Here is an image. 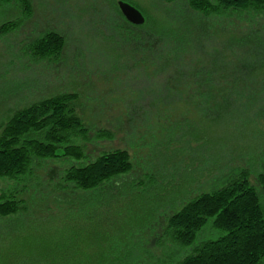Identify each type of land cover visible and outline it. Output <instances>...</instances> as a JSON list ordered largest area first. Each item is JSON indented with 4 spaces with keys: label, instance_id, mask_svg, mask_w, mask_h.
I'll return each instance as SVG.
<instances>
[{
    "label": "rangeland",
    "instance_id": "1",
    "mask_svg": "<svg viewBox=\"0 0 264 264\" xmlns=\"http://www.w3.org/2000/svg\"><path fill=\"white\" fill-rule=\"evenodd\" d=\"M28 1L25 12L31 11L30 16L18 0L0 4V26L10 21L20 24L16 31L0 35V124L43 99L76 95L74 114L88 129L83 142L87 156L37 162L27 187L0 182V193L12 191L24 201L18 215L0 218V264H176L194 247L219 238L221 232L209 223L194 246L187 248L171 239L168 220L187 202L223 187L242 170L260 188L264 107L258 111L257 124H261L244 131L245 137L221 144L219 148L230 153L219 155L215 145H203L199 101L173 96L193 89L190 78L202 89L205 80L210 85L219 73L232 78L263 76L264 12L227 19L217 16L216 20L225 21L214 20L215 29H206L196 24L186 0L175 4L166 0ZM120 2L147 10L149 18L165 20L159 12L169 7L167 25L190 40L198 33L202 38L210 36L224 60L186 58L177 72L185 86L177 92L169 79L176 74L171 65L156 60L146 46L160 27L125 25L123 14L114 10ZM49 31L62 34L67 45L61 57L42 60L29 46ZM161 69L163 73L158 72ZM161 96L162 104L156 102ZM244 132L234 131L240 136ZM116 149L131 153L130 175L90 191L64 182L63 175L71 167L86 166ZM220 161L226 166L215 167L218 172L214 166ZM147 174L155 176L154 183ZM60 219L66 225H54Z\"/></svg>",
    "mask_w": 264,
    "mask_h": 264
},
{
    "label": "trees",
    "instance_id": "2",
    "mask_svg": "<svg viewBox=\"0 0 264 264\" xmlns=\"http://www.w3.org/2000/svg\"><path fill=\"white\" fill-rule=\"evenodd\" d=\"M177 1L166 0L168 4H175ZM11 2L12 0H0V4ZM18 2L24 12L29 10L28 0ZM186 2L196 24L206 29H215L213 21L221 20H216L217 16L227 19L232 15L253 16L264 12V0ZM168 9L169 7H164L159 12H163L161 14L166 15L167 20L161 17L149 18L147 10L138 9L145 18V23L140 26L133 25L122 17L125 25L139 29L152 23L156 28L160 27V30H156L154 43L149 40L146 46L152 50L156 60L165 59L176 74L179 73V67L185 65L186 58L224 60L225 56L219 54L221 50L213 45L210 36L202 38L198 33L190 40L180 30L167 25ZM114 10L120 11L119 6H114ZM25 13L27 16L31 15V11ZM202 21L205 25L201 24ZM19 25L18 21L4 23L0 26V35L16 31ZM139 35L143 36L141 32ZM66 45V38L62 34L49 31L32 42L29 48L37 58L48 60L61 57ZM163 70L158 72L163 73ZM176 74L169 79L173 89L180 92L183 89L181 87L185 86V79ZM263 76L232 78L230 74L219 73L213 77L210 85L205 80L202 89L194 78H190L193 89H189L187 95L178 93L173 97L190 98L195 103L199 101L203 119L198 127L202 128L203 145H215L213 149L218 148L217 154L222 155L230 153V150L220 149L221 144L237 137H245L247 133L244 131L253 127L254 123L257 124V121L260 122L258 111L264 107ZM254 84H259L260 87H253ZM162 96L155 101L162 104L165 100ZM76 98L73 94H63L43 99L16 111L5 124H0V182L7 180L24 186L29 183L28 179L34 177L33 167L39 161L58 158L82 160L87 156L83 142L87 140L88 129L74 114L72 104ZM237 127L239 133L244 132L242 136L234 133ZM59 151L62 152L61 156L58 155ZM207 153L210 154V151ZM262 155L264 162V151ZM218 166L219 169H224L226 165L220 161L214 168ZM133 170L131 153L126 149H116L103 152L86 166L71 167L64 173L63 179L73 188L90 191L104 187L106 182L130 175ZM248 174L247 170H242L236 178H228L223 187L198 195L187 202L179 213L169 218L168 234L174 242L187 248L194 246L198 235L209 223L222 234L215 240L194 247L191 254L176 264H264V171L258 177L260 188L251 184ZM220 176L226 178L222 174ZM154 177L153 174L146 175L150 183L155 182ZM129 190L135 193L133 188ZM15 194L5 190L0 193V218L16 216L20 212L24 201Z\"/></svg>",
    "mask_w": 264,
    "mask_h": 264
},
{
    "label": "water",
    "instance_id": "3",
    "mask_svg": "<svg viewBox=\"0 0 264 264\" xmlns=\"http://www.w3.org/2000/svg\"><path fill=\"white\" fill-rule=\"evenodd\" d=\"M119 8L126 20L133 25H143L145 23V18L143 14L133 6L120 2Z\"/></svg>",
    "mask_w": 264,
    "mask_h": 264
},
{
    "label": "crops",
    "instance_id": "4",
    "mask_svg": "<svg viewBox=\"0 0 264 264\" xmlns=\"http://www.w3.org/2000/svg\"><path fill=\"white\" fill-rule=\"evenodd\" d=\"M58 223H54V225H66V223L63 221V219L58 220Z\"/></svg>",
    "mask_w": 264,
    "mask_h": 264
}]
</instances>
